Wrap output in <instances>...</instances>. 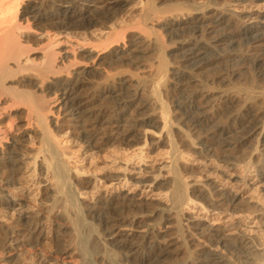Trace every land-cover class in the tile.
<instances>
[{
    "label": "bare ground",
    "instance_id": "obj_1",
    "mask_svg": "<svg viewBox=\"0 0 264 264\" xmlns=\"http://www.w3.org/2000/svg\"><path fill=\"white\" fill-rule=\"evenodd\" d=\"M185 1H175L173 10L168 11L172 16L170 19L167 15L159 17L154 0H146L143 8H148L149 12L144 16L150 27L140 23L129 26V22L127 25L123 21L125 25L121 24L123 27L120 29L114 25L115 28L108 30L105 26L111 25L116 12L128 2L0 0V210L16 207L17 203L10 198L16 194L14 190L25 176L35 187L38 185L32 192L37 193V198H51L50 206L46 200L47 209L19 218L12 228L0 232V264H29L27 262L33 260L30 256L35 255L36 250L43 251L48 241L45 234L47 224L55 225L49 229L53 238L49 240L51 243L48 242L54 245L55 251L43 253L41 264H121L116 254L120 255L122 264H164L175 245L166 240L167 235L166 238L159 235L156 225H149L153 219L157 226L171 225L179 234V239L173 244H179L181 250H190L192 241L189 239L197 235L209 245L210 249H204L203 244L198 243L196 250L199 248L200 251H188L189 257L184 264H264V251L263 255H256L258 250L252 240L240 237L228 241L213 229L204 231L206 229L192 226L191 219L184 214V207L190 204H199L207 210L235 211L238 201L231 190L220 188L215 181L187 182V177L190 179L200 174L188 166L186 158L189 155L232 166L236 151L252 145L254 159L257 156L264 159V121H259L264 111L257 109L262 107L258 106L260 102L264 103L263 81L259 82L263 85L254 80L229 90L216 87L218 79L215 77H212L211 84H203L196 78L198 72L218 61L238 59L239 63L246 65L250 56L251 61L262 62L260 52H264V25L257 23L258 18L240 16L230 8L207 10L194 4L186 5L188 1ZM245 2L252 3V0ZM92 6H95V11L90 9ZM191 8L192 13L200 12V15L183 20ZM162 22L158 30L152 28ZM99 24L108 30L105 33L107 41L98 40L100 43L96 49L91 54L87 53L90 60H83L87 57L84 55L78 59L74 54L78 51L77 46L70 44V35L78 29L89 34L91 28ZM133 29L136 32L140 30L141 34L126 44L128 31L133 32ZM183 31H187L190 37L180 40L176 53H181V64L178 68H171L174 65H170L168 59L178 55L169 56L162 37L168 35L172 41ZM84 46L81 43V48ZM91 48L93 50L94 47ZM150 52L157 54V66H145L146 73L135 82L121 77L124 68L144 64L141 59ZM35 54L38 56L34 57ZM104 65L120 73H106L109 70L107 66L106 71L102 68L100 71ZM92 74L101 78L104 74L106 76L103 81L98 78L100 82L92 78L96 81L93 80V86L88 83ZM227 77H230V82L233 80L231 73ZM192 85L196 88L190 89ZM88 86L94 87L93 93L85 96L83 93L89 92ZM146 92L155 100L154 111H150L153 105L143 100ZM59 93H62L61 98ZM89 99L92 103L96 99H107L112 108L99 111L88 104ZM243 101L245 106L242 105L240 112L232 110ZM61 112L64 122L54 118V114L60 115ZM134 114L140 115L132 118ZM219 115L226 117L221 121ZM69 134L74 138L72 144L62 139ZM159 145L170 148V156L165 150L169 161L151 173L141 169L144 174H151L147 180L137 179L133 175L135 168L131 169L129 164L123 174L106 175L104 172L103 177L96 176V171H92L95 174L88 170L91 174L84 173L77 165L73 169L70 167L71 163L74 166L79 164L83 149L104 150L113 146L123 152L134 148L138 163L145 164L147 149ZM252 160L251 165L256 161ZM219 173L215 171L218 176ZM261 173L264 181V169ZM165 174L169 175L168 179L158 182ZM38 176L43 177V181H37ZM108 182L115 184L116 191L133 185L144 190L155 188L163 191L164 195L166 192L165 198L164 195L161 198H167L169 207H163L167 208L163 212H150V215L133 213L128 203L134 200L121 193L111 200L98 199L92 206L83 201L88 193L86 186L94 184L98 187ZM48 183H52L51 187H42ZM89 219L98 222V228H103L101 235L95 234V226ZM141 225L146 230L140 240L134 233L123 231L125 227L135 229ZM62 240L65 245L61 244ZM212 248H221L224 254ZM251 261L253 263H249ZM30 264H34L33 261Z\"/></svg>",
    "mask_w": 264,
    "mask_h": 264
},
{
    "label": "rangeland",
    "instance_id": "obj_2",
    "mask_svg": "<svg viewBox=\"0 0 264 264\" xmlns=\"http://www.w3.org/2000/svg\"><path fill=\"white\" fill-rule=\"evenodd\" d=\"M121 1L128 2L129 4L128 5H125L126 3L123 4V6L120 9L122 14L120 11L116 12L117 14H116L115 20H117V21L114 20L111 23V25H110V23L108 25H106L105 27L108 28V30H109V28H113V27L115 28V26L116 27L118 26L117 28L123 27L121 25V24H123V21L127 22V23L124 22L127 25H129L128 24V22H129L130 23L129 26H135L134 24H136V26H137L138 25L137 23H140L139 25H147L148 24L149 27L151 26L150 23L145 21V19H146L145 16L149 12L148 8H145V7L143 8V6H144L143 3L146 0H136V1L135 0L134 1L133 0H121ZM129 1L130 2L132 1V2L130 3ZM160 1H162V0H154V3L157 5V8L159 9V13H160L159 17H163V15H167V16H169L168 18H170V17L172 18L171 13H169L168 11L169 10L172 11L174 6H175L173 4H176L177 1L180 2L182 0H173V1L168 0L170 2H167L165 0L162 3ZM186 1H188L186 5H188V3L190 4V6H192L194 4L195 6H199V7H202L203 9H207V10L208 9H217V8H219V9L220 8H222V9L223 8H230L231 11L235 12L236 14H239L240 16L245 17V16L249 15V16H252L253 18H258L257 23L264 25V0H256V1L252 0V3L245 2V0L244 1H242V0L241 1L240 0H233V1L232 0H229V1H225V0H186ZM97 3H98L97 5H100V2H97ZM172 5H173V7H172ZM123 7H124V9H123ZM162 7H163V9H162ZM90 9L95 11V6L94 7L92 6V8L90 7ZM222 9H220V10H222ZM192 11H193V9L191 8V11H189L190 13L187 12L186 13L187 17L184 16L183 20H186L187 18H192V17H196V16L200 15V12L199 13H196V12L192 13ZM167 16H164V18L165 17L167 18ZM119 17H120V19H119ZM116 22L118 24H116ZM143 23H145V24H143ZM163 23L164 22H162V23H160L157 26H154L152 28H154V30H156V29L158 30V27L160 28ZM125 24H123V25H125ZM102 26H103V24H99L98 26L91 28V30L89 31V34H86V32L82 29H78L70 35L69 40L72 41V42H70V44H74L75 46H77L76 49L79 51V52L76 51L77 54L74 53L76 56H78V59H82V57L84 55V57L85 56H87V57H85L86 59L83 57L84 58L83 60H86V61L90 60L91 59V57L89 58V56L91 54L90 52L94 51L96 49L95 46L97 44L99 45L100 42H98V40L101 41V39H102L101 42L107 41L106 40V38H107L106 34L108 33V30H106L104 26H103L104 27V29H103ZM131 31L132 30L128 31V34L126 36V40H125L126 44L127 43L129 44V42L131 40H133L139 34H141L140 30L137 31L140 33H137L136 29H133V32H131ZM188 34L189 33L187 31H183L181 34L178 33L177 34L178 37L172 41L169 39L168 35H166V36L163 35L162 41L168 48L167 53H169V56H172V55L175 56V54L178 55L175 57H171L172 60H171V58L168 59L170 62V65H174V66H170L171 68H178L179 65L181 64L180 59H179V55H181V53H179V54L176 53V49L178 48L180 40L184 39L185 37H186V39H188V37H190V35H188ZM63 36L68 37L69 35H63ZM151 37L154 38L155 35H154V37L151 35ZM83 38H84V40H83ZM86 39L89 42H87ZM84 41H86V43ZM92 42L94 43V46H91V44H93ZM77 43L78 44L80 43V45L78 46ZM81 43L83 44V46L84 45H86V46L81 48ZM87 43L90 45L88 46ZM91 47H94L93 50ZM84 48H86V49H84ZM87 53H90V54H87ZM151 54H154L155 57L153 58V55H151ZM260 54H261L260 59L263 60L260 63H255L254 61H251L250 56L247 59L248 61H247L246 65H242L241 63H239L238 59H235V60L231 59L230 61H218V62L214 63L213 65H211L209 68H206V69L198 72V74H196V78L200 82H203V84H206V83L211 84L212 77L213 78L215 77L216 79H218L217 83L215 84L216 87H221L222 89H229V90H233L234 89L233 87L236 88V86H241L243 84H246V83L254 81V80L258 84H261V83L264 84V56H263L264 52H260ZM37 56L38 55H36V54L34 55V57H37ZM80 56H82V57L80 58ZM148 56H149V58H148ZM157 57H158L157 54L150 52L148 55L145 56L144 59H141L145 65L143 63H141V65L135 64V66H133L134 65L133 64L130 67H126V68H124V74H122L123 76H121V77L122 78L124 77L127 79H132L133 82L137 81L138 77H142V76H144L143 74L146 73V70L144 68L145 66L150 67L153 65H155V66L158 65L159 61H158ZM151 58H153V59H151ZM145 59H147V60H145ZM173 62L175 64H172ZM142 64L144 66H142ZM106 66L107 65H104V67L101 66L100 71H103V70L106 71L105 68H107V67L109 68V66H107V67ZM139 66H141L142 68ZM130 68H131V70H130ZM110 69L111 68H109V70ZM109 70L106 71V73H109V74L110 73L112 74V72L116 73V71H114L113 69L110 71ZM142 70L143 71L145 70V71L142 72ZM231 71L232 72L235 71L236 72L235 74L238 73V76H235V74H232ZM128 72H129V74H128ZM119 73L120 72L118 71L116 73V75H118ZM122 73H123V71H122ZM228 73H231V75H232V78H233V80L231 81L232 83L229 80L230 77H227ZM93 74H95V73H93ZM93 74H92V77L90 76L91 78L89 79V81L88 80L87 81H88V83H92L94 86L95 83H93V80L97 79L96 81L100 82L99 79L101 77L93 76ZM222 74L225 75L223 78H220V79L217 78V76L219 77ZM256 74H257V76H256ZM197 75H199V76H197ZM105 76L106 75L104 74V77H102L101 80L102 79L104 80ZM92 78H94V79H92ZM133 79H135V80H133ZM95 80H94V82H96ZM261 80L263 82H261ZM259 82H261V83H259ZM92 84H90V85H92ZM263 84H261V85H263ZM93 86L90 87L91 90L88 86L89 92H84L83 94L85 96H87V93L92 94L93 93L92 91L94 89ZM95 87H96V85H95ZM193 87L196 88L194 85H192V87H190V89H193ZM224 87H226V88H224ZM61 94L62 93H59V98H61V96H60ZM48 96L49 95H47L46 97L50 98V96L49 97ZM88 96H89V94H88ZM143 100H145L147 103L150 102L149 104H152V105H153V103H155V100H153V98L150 97L149 92L148 93L146 92L144 94ZM151 100H153L154 102ZM90 101H92V100L89 99L88 104L91 107L94 105L96 107V109L99 111L100 110H107V109L110 110V108H112L111 102L108 101L107 99L106 100L105 99H99V100L96 99L94 101V103H92L93 101L92 102H90ZM104 101H106V102H104ZM61 102H62V100L59 101L60 104H61ZM102 102H103V105H102ZM242 103H244V101L239 103V104H236L232 108V110L235 112H240V110H242L243 106H245L244 105L245 103L244 104H242ZM98 105L102 106V107H99ZM258 106H262V107H257L258 110L264 111V103L262 104V102H260V104ZM91 107H89V108H91ZM103 107H105V109ZM106 107H108V108H106ZM151 107H150V111H152V110L154 111L155 106L153 105ZM98 108H101V109H98ZM172 108L174 109V107H172ZM138 115H140V114H134L132 118H136ZM61 117L64 118L63 112H61L60 115L54 114V118H57V119H59V121L64 122L63 118H61ZM225 117H226V115L225 116L219 115L218 119L219 120L222 119L221 121H223L225 119ZM259 121H262V122L264 121V114H262L260 116ZM217 122H219V121L216 120V123ZM66 125H68V124H66ZM155 132H156V134H158L157 133L158 131H155ZM62 139L67 140V141H71V142H69L70 144H72L74 141L73 140L74 138H71L70 134L68 137L63 136ZM248 146L241 148L238 152L236 151V153L234 154V158L236 160L233 158V160H234L233 162L235 164L232 163V166H229L228 164H225V163H221V161H220V164H221L220 165V164H218L219 163L218 161H217L218 162L217 163L216 161L214 162V160L212 159L213 162H211V159L210 160L204 159L203 157L198 158L197 155L196 156L193 155V157H192V155H189L190 157L188 156L186 158L187 164H189L188 166H190V168H192L193 171L196 170L195 172L200 173L199 175L197 174L196 177L190 178L191 180L187 177L186 178L187 182L193 183L194 181H196V180L200 181L201 179H203L202 181L209 182V183L215 181L219 184L220 188H222L224 190H231L234 193V195L238 197L237 198L238 201L236 203L237 208L235 209V211L231 210L228 212H222L220 210H215L213 208L207 210L199 204H195V205L190 204L189 207L188 206L184 207V214L187 216V218L191 219V225L192 226L197 227L198 229H201V230L206 229L204 231H207L208 229L209 230L213 229V231L214 232L216 231V233L220 232V234L224 238H226L228 241H230V240L234 241L240 237H243L244 239H247L248 241L252 240V242L254 243V246L258 250L256 255L261 256V254L263 255V253H264L263 252L264 251V181L261 178V174H262L261 170L264 169V166H263L264 159L257 158L258 156L255 157V159H254V156H253L255 154L254 148L252 147V145H248ZM114 148L115 147L113 146L112 149H114ZM112 149L107 148L104 150L99 149V150H93V151H89V149H88V151H87V149L86 150L83 149L81 151V154L79 155L80 156L79 164H75V166H74V163H71L70 167H71V169H73L77 165L79 168H81L82 172H84V173H90L92 171H94V172L96 171L95 173H97V174H95L93 172L92 173L95 174L96 176L100 177V175H101V177H103L104 172H105V174L106 173L107 174L112 173L110 175H115L116 173H118V175L123 174L125 171L126 165L129 164L131 166V169L135 168L136 171H134L135 173L133 172V175H135V177L137 179L147 180L151 177L150 176L151 174H144L143 172H141V169L144 168V169H146V172L148 171L151 173V171H155V170L163 168L167 164L166 162L169 161V159H167L166 156H168V155L170 156L169 153L171 151L169 147L162 146V145L161 146L160 145L155 146L154 148H152V149L150 148L149 150L147 149L148 158L145 160V164L142 163L143 164L142 165L140 163V161L138 163V160L135 158V155H134L135 149L134 148H132V149L127 148L128 150L124 151L125 153L123 151L117 149V148L114 150H112ZM165 150H166V152L168 151L167 152L168 155L165 153ZM117 151H119V152H117ZM96 153H97V155H96ZM115 154H116V156H115ZM190 154H192V152ZM252 158H253L252 161L256 160L253 165L250 164V161ZM115 159H117V160H115ZM166 160H168V161H166ZM206 160H208V161H206ZM118 162H120V163H118ZM87 170L90 172H88ZM216 170H218V172H221V173H219L220 177L218 176V174H215ZM102 173H103V175H102ZM25 177L19 182V185L17 186L16 190H14V193H16L15 195H17L18 197H16L15 195H11V198H10L11 200H13L14 202L17 203L16 207L15 208L11 207V210L10 209L0 210V232H2V233L6 232L9 228H12L14 226V223H16L17 220H19V218H23L25 216L35 215L36 212L37 213L39 212V210L42 211L45 208L47 209L48 208L47 207L48 202L50 203L48 206L51 205V200H50L51 198H49V199L46 198V200H49L48 202H46V200H43L45 198H37V196H36L37 193H35V192L32 193L33 191H35L38 188V185H36V187H35L33 185V183L31 182V180L28 179L27 176H25ZM168 177H169V175L165 174V177H164L165 179L164 178L159 179L158 182L159 181L163 182L166 180V178L168 179ZM199 177H201V178H199ZM38 180L43 181V177L38 176L37 181ZM108 183L109 184H107V183L106 184H100V186L97 185L98 187H96L94 184L91 186L90 185L86 186V187H88V193H87L88 198L87 197L82 198V199H84L83 201L86 202V204H88L89 206H92V205H94L93 203H95V201L98 199L111 200V199H113V197H115L116 195L121 193V194H125L126 196H128L134 200L132 203H128V205L130 206V209L132 208L131 210H134L133 213H143L145 215H150L152 212L153 213L154 212L155 213L156 212H163L164 209H167L169 207L168 206L169 202H168L167 198L164 199L166 196V192L164 195V192L161 190H157L155 188H151L150 190L149 189L144 190L140 186L135 187L133 185H128L126 187V189L123 188L121 191L118 190L119 191L118 192L114 188V186H115L114 183H110V182H108ZM46 185L51 187L52 183L51 184L50 183L44 184V185H42V187L44 188ZM101 185H103V186H101ZM28 187H30V188H28ZM163 195H164V198H161V197H163ZM42 200L47 204H43L44 202H41ZM166 202H167V204H166ZM161 206H162V208H161ZM163 207H167V208L163 209ZM89 220H90L89 221L90 224L95 226V229H96L95 234L97 235V233H98L101 235L104 231L103 228L97 227V225L99 224L98 222L93 221L91 219H89ZM45 222L47 223V221H45ZM155 222H156V224H155ZM150 223H149L150 226L156 225V231L159 233L160 236L166 238V235H167L166 240L168 242L171 241L172 246L175 245L173 247L171 246L172 247L171 248V256L168 260L165 261L166 264H184V263H186V259L189 257L188 251L189 252H193L192 250H194V252L200 251L199 248L196 250V247H198L197 244L200 242H201V244H203L202 247H204V249H210L208 244H204V239L200 238L199 235H197V236L192 237L193 240H192V238L189 239L190 240L189 242L192 241L190 243V245H191L190 250L187 251L186 248H185V250L184 249L181 250L179 244L178 245L173 244V242H176L179 239V236H178L179 234H177V232L172 229L171 225L164 223L160 226H157V221L155 219H153ZM187 224L188 223L186 222L185 225H187ZM54 226L55 225H53V224L52 225L47 224L45 226V228L47 227L46 230H48V231H45V234L47 233L46 234V236H47L46 241L47 240L48 241L46 242V245L44 244V248L42 249L43 251H41V252H39L40 250H38V252H36L37 250L35 251V255H36V253H38L37 254L38 256H35L33 254H32L33 256L32 255L30 256V259H32V257H33L32 261L34 264L40 263L39 261H40L41 257H43V256H41V255H43V253L47 254V252H49V251H50L49 253H51V251L52 252L55 251L54 250L55 247L53 248L54 245L52 246V245L48 244V242L51 243V241H49V240H51L53 238V233L50 232V230H51L50 227L53 228ZM141 226H137V228H135V229L125 227L123 229V231L126 230L125 232H127V233H131V234L134 233L136 235V238H138L140 240L143 236L142 234H144L145 230H146V228L144 226H142V227ZM143 228H144V230H143ZM168 228H169V230H168ZM193 229H195V228H193ZM173 232H175L176 234L175 233L173 234ZM169 234H172V235H169ZM201 239H202V241H201ZM61 244L65 245V242L62 240ZM49 246H52V247H49ZM193 246H195V248ZM176 248H178V249H176ZM39 249H41V248H39ZM56 249H57V247H56ZM213 249H214V251L216 250L218 253L224 254V251L221 250V248H218V249L212 248V250ZM259 250H262V251L259 252ZM113 252H114L113 254L115 255L116 254L115 250H113ZM45 254H44V256H45ZM115 256H116L117 261L119 263L121 262V264H122L123 260L120 259V255H118L119 257L117 256V254ZM34 258H36V259H34ZM32 261L29 260V262H27V263L30 264ZM150 263H153V262H150ZM150 263H148V264H150ZM249 263H253V261H251ZM123 264H124V262H123Z\"/></svg>",
    "mask_w": 264,
    "mask_h": 264
}]
</instances>
